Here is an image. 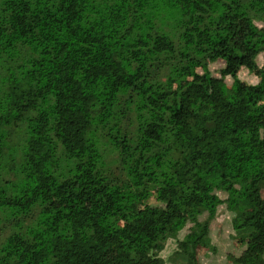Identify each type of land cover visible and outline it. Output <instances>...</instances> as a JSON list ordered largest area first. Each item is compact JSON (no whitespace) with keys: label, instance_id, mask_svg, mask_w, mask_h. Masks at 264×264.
Masks as SVG:
<instances>
[{"label":"trees","instance_id":"obj_1","mask_svg":"<svg viewBox=\"0 0 264 264\" xmlns=\"http://www.w3.org/2000/svg\"><path fill=\"white\" fill-rule=\"evenodd\" d=\"M262 52L264 0H0V264H198L222 204L264 264Z\"/></svg>","mask_w":264,"mask_h":264},{"label":"rangeland","instance_id":"obj_2","mask_svg":"<svg viewBox=\"0 0 264 264\" xmlns=\"http://www.w3.org/2000/svg\"><path fill=\"white\" fill-rule=\"evenodd\" d=\"M163 1V0H162ZM167 1V0H164ZM260 24V23H258ZM258 68L256 71L251 72L247 68L242 67L235 71L231 75L224 77L225 82L231 85L235 80H241L247 83H258L261 80L260 69L264 68V52L259 54L257 57ZM224 60L221 58H215L209 61V71L214 77H221L220 69L224 66ZM198 71H202V68H198ZM13 147L20 148L24 143V130H18L14 137L10 138ZM157 184L148 185V202L158 203V197L156 195ZM218 195L221 198L226 197V193L218 191ZM262 194L264 196V183L262 184ZM138 209L141 211V204L138 205ZM207 214L200 216L203 220ZM232 213L229 212L224 204L218 207L216 217L210 222V237L212 245L210 247H199L198 248V264H238L234 260V256L240 254L243 249L241 245L234 237V230L231 226ZM30 225L23 226L22 230H25ZM191 222H187L185 227L179 231V239L190 240L192 236ZM176 240L169 239L166 243L165 249L162 254L166 257V264H191L186 259L184 261L177 260L173 255V251L176 248ZM174 256V257H173Z\"/></svg>","mask_w":264,"mask_h":264}]
</instances>
